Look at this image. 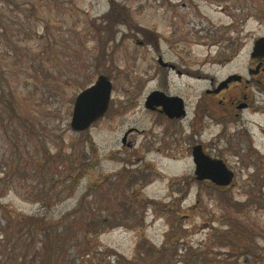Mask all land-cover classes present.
<instances>
[{
	"label": "rangeland",
	"instance_id": "rangeland-1",
	"mask_svg": "<svg viewBox=\"0 0 264 264\" xmlns=\"http://www.w3.org/2000/svg\"><path fill=\"white\" fill-rule=\"evenodd\" d=\"M260 38L264 0H0V99L31 119L10 123L24 177L9 160L2 174L14 134L0 124V219H15L0 229L2 262L26 216L62 222L54 264H150L151 249L169 264H264V75L249 73ZM101 75L110 109L74 132L75 100ZM232 75L252 83L206 94ZM155 90L180 96L187 119L152 114ZM245 94L247 110L225 98ZM197 144L234 172L229 186L196 179Z\"/></svg>",
	"mask_w": 264,
	"mask_h": 264
},
{
	"label": "trees",
	"instance_id": "trees-1",
	"mask_svg": "<svg viewBox=\"0 0 264 264\" xmlns=\"http://www.w3.org/2000/svg\"><path fill=\"white\" fill-rule=\"evenodd\" d=\"M0 106L2 107V112L0 111V124H5V128L7 131L13 130L14 139H11L12 146H13V152H11L8 156V158H3V164H1L2 168V174L5 175V177L8 176V172L6 168L3 166L6 164L7 160L11 162V172L13 170H17V175H21L24 177V164L23 161L25 159V155H23L21 152L22 149L25 147L21 146V139H18V137L15 136V133L17 134V129L12 127L10 123L16 122V120H19L22 123H27L28 120L31 121L29 117H26L24 119L21 114V110L14 106V103L10 101H4L3 99H0ZM24 115V114H23ZM28 124V123H27ZM30 126V124H29ZM87 132V131H86ZM85 133V132H84ZM14 167V168H12ZM4 169V170H3ZM10 169V168H9ZM23 169V170H21ZM10 171V170H9ZM25 178H27V173H25ZM144 176L140 175L132 176L129 178L128 185L134 186L136 185L141 179H143ZM7 178H5L6 181ZM4 181V178L0 179V183ZM52 182V181H50ZM216 189V188H215ZM8 219H13L9 222L2 223L0 219V229L2 231V234H4L3 230H8L10 223L14 221V217H10ZM7 220V219H6ZM19 223H24L22 227L20 228V233L16 237L15 240L12 239V243L7 240V249H9L8 254L12 256V262L8 263V261L2 262L0 259V264H54V256L56 252L65 244L63 243L60 236H55L52 233L59 229L61 225V221H51L47 222L45 219H38L37 217H18L17 218ZM106 221L104 222H96L94 221L91 225L92 229H97L98 227H101V229H105ZM4 235L0 238V247L1 243L5 241ZM24 245V250L22 251L21 245ZM150 254L148 253L149 263L150 264H169L170 262L167 261L166 255L160 253V256L155 252L154 249L149 250ZM156 254V256H153ZM84 257L87 255V253H83ZM104 264H107L106 261H104Z\"/></svg>",
	"mask_w": 264,
	"mask_h": 264
},
{
	"label": "water",
	"instance_id": "water-1",
	"mask_svg": "<svg viewBox=\"0 0 264 264\" xmlns=\"http://www.w3.org/2000/svg\"><path fill=\"white\" fill-rule=\"evenodd\" d=\"M254 59H264V38L258 39L255 43L252 53ZM255 74V72H252ZM240 76L234 75L230 77L224 85L239 80ZM222 84L215 93H219L224 89ZM113 84L108 76L101 75L95 85L87 88L80 93L74 105V111L71 121V128L76 132H84L91 128L96 122L102 119L109 110ZM155 96H162L163 100L158 104L171 106L173 111L168 112L170 117H182L184 113L183 100L179 97H168L162 92L151 94L146 102L148 108L151 107L152 100ZM126 142V137L123 140ZM193 159L196 165L195 174L199 181L209 180L220 187L229 186L233 179L234 173L228 168L222 159L212 158L204 152L201 145L193 150Z\"/></svg>",
	"mask_w": 264,
	"mask_h": 264
},
{
	"label": "flooded vegetation",
	"instance_id": "flooded-vegetation-1",
	"mask_svg": "<svg viewBox=\"0 0 264 264\" xmlns=\"http://www.w3.org/2000/svg\"><path fill=\"white\" fill-rule=\"evenodd\" d=\"M197 35L200 37V36H202V34H203V30L202 29H197ZM202 38V37H201ZM257 61V63H256V65H257V68H256V70H252V69H250L249 70V73L252 75V72H255V74H253L254 76L256 75V76H263L264 75V59H261V60H256ZM158 65H159V67H161L163 70H168V71H170V72H172V73H175L176 74V76L177 77H183V76H186V74H189V72H185L184 70H182V69H180L179 67H178V64H173V63H171V62H169V61H164V59H163V56L162 55H159L158 56ZM231 76H229L226 80H224V81H222L216 88H213V89H209V90H207L206 91V94L207 95H209V96H212V95H217V96H219L221 93H223V92H228L229 91V89H230V87L234 84V83H236V84H241L242 82H245V88H248L250 85H251V83H252V81L251 80H243L242 79V77H240L239 78V80H237V81H232V82H230L227 86H226V84L224 85V82H226L229 78H230ZM193 79H198V77L196 76H193L192 77ZM261 82V81H260ZM224 85V89L223 90H221L219 93H215V91L217 90V89H219V87L221 86V85ZM261 84H263L264 85V82H262ZM264 87V86H263ZM157 92H162V93H164L166 96H168V97H179V98H181L180 96H173V95H170V94H167V93H165V92H163V91H161V90H155V91H153L151 94H156ZM150 94V95H151ZM149 95V96H150ZM148 96V97H149ZM225 97V96H224ZM225 98H229V103L231 104V106L232 107H235V109L236 110H247V109H249L250 108V100H251V98L248 96V95H243L241 98L240 97H238V98H232V96H230V97H225ZM182 99V98H181ZM163 100V97L162 96H155L154 98H153V100H152V104H151V107L150 108H147V109H149L150 111H151V113L152 114H156V115H158L159 117H158V119H162V120H165L166 122L167 121H169L168 123H175V122H179V121H181V120H184V119H187V117H188V112H187V110H186V104H185V101L183 100V105H184V113H185V115L184 116H182V117H180V118H178V117H170V116H168V112L170 113V111L172 112L173 111V109L174 108H172L171 106H166V108H165V106L162 104H158V103H160V101H162ZM225 100V99H224ZM225 101H220V104H223ZM145 106H146V104H145ZM209 115H212L211 113H210V111H209ZM236 116L238 117V114H236ZM198 145H201V144H197V145H194L193 146V149H194V147L195 146H198ZM130 146H131V144H130ZM202 147H203V149H204V146L203 145H201ZM204 151H205V149H204ZM193 152V151H192ZM207 154V153H206Z\"/></svg>",
	"mask_w": 264,
	"mask_h": 264
}]
</instances>
